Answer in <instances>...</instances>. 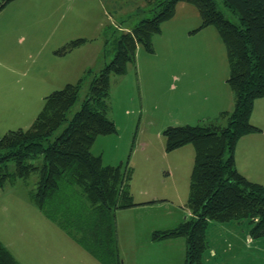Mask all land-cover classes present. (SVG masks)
Segmentation results:
<instances>
[{"label": "trees", "instance_id": "obj_1", "mask_svg": "<svg viewBox=\"0 0 264 264\" xmlns=\"http://www.w3.org/2000/svg\"><path fill=\"white\" fill-rule=\"evenodd\" d=\"M179 2L196 7L200 24L195 31L214 26L224 44L233 108L214 120L167 126L162 131L166 151L187 144L194 147L186 202L190 215L173 228L153 231L151 239L182 237L183 264H203L210 221H246L250 238L264 236V187L246 179L234 165L238 139L260 131L249 117L254 100L264 96V0H221L235 15L236 23L226 18L214 0H145L140 11L144 16L132 27L103 30L104 57L109 54L105 46L111 37L109 62L97 71H84L76 82L49 93L27 129L0 135V187L35 173L30 199L101 264L121 263L115 213L138 205L130 192V170L103 165L100 155L91 152L98 136L116 132L109 117L110 78L126 74L128 66L135 63L138 46L153 51V36L174 15ZM86 42L85 38L69 40L54 53L63 55ZM84 84L87 90L79 109L67 118ZM0 264H20L2 244Z\"/></svg>", "mask_w": 264, "mask_h": 264}, {"label": "rangeland", "instance_id": "obj_2", "mask_svg": "<svg viewBox=\"0 0 264 264\" xmlns=\"http://www.w3.org/2000/svg\"><path fill=\"white\" fill-rule=\"evenodd\" d=\"M3 1L0 0V4ZM214 1L227 19L238 22L235 15L222 6L221 0ZM184 5L197 15L195 22L198 23L193 26L199 25L196 7ZM144 7L145 0L4 1L0 8V135L18 128L27 129L49 93L66 83L76 82L81 73L71 75L65 71V65L79 62L84 69L97 71L109 62L113 51L108 34L109 43L105 49L109 54L105 59L101 54L97 56L104 43L103 30L132 27L140 16H144L140 12ZM169 23L164 24L161 36L153 38L152 54L145 52L142 46L138 47L137 68L132 64L123 77L111 76L109 117L116 132L98 136L91 147L94 155L101 154L103 165L130 170V192H134V199L140 198L138 190L165 198L162 204H153L145 210L139 220L133 216H127V219L118 217L120 262L128 253V228L138 232L159 225L163 222L164 210L189 213L186 202L193 155L187 156L183 148L166 151L162 135V131L175 120L173 95L182 96L183 89L187 90L179 87L173 91L170 75L166 76L170 74L167 69H170L172 41ZM208 29L217 32L214 26ZM193 35L184 33L171 42L180 44L177 50L180 55H191L188 59V68L194 67L191 84H197L195 74H211L212 77L221 72L224 79L228 65L225 46L218 33L212 39L205 30L201 43L195 42L196 36ZM75 38H85L87 42L63 55L54 53ZM184 46H188L185 52ZM192 47L197 49L195 53L190 50ZM60 66L61 74L58 69L55 71ZM86 90L87 84H84L78 100L67 112V118L79 109ZM8 165L13 169L11 163ZM36 180L34 173L0 188V238L15 241L20 248L16 250L25 257L27 264H101L30 201ZM248 229L246 221L209 224L210 245L207 249L223 247L211 259L213 262L205 264H264V236L248 240ZM225 236L227 242L221 244Z\"/></svg>", "mask_w": 264, "mask_h": 264}, {"label": "crops", "instance_id": "obj_3", "mask_svg": "<svg viewBox=\"0 0 264 264\" xmlns=\"http://www.w3.org/2000/svg\"><path fill=\"white\" fill-rule=\"evenodd\" d=\"M184 3L185 2H179L176 4L174 15L170 19L164 21L161 24L160 32L154 35L153 38L162 35L163 32L162 28L165 26L164 24L168 22H170L169 23L170 37L172 41H175L179 37L183 36L184 33L189 34L191 32L195 34L193 36H196L195 42L201 43L205 30H208V32L212 36V39H214V37H217L216 36L217 32L214 33L213 31H209L208 28L210 26L203 27L195 31V29H197L199 26L198 24L197 26H193L196 23H198L195 22L196 13L194 14L193 10L188 9L189 7H187V5H184ZM126 28H130V27H122L123 30H127ZM153 38H152V46H153ZM171 42H170V69H167L170 70V74H166V76L168 77L170 75V81H171L170 86L173 88V91L179 87L186 88L187 90L183 89L182 96H180L179 94L177 95L174 94L172 97V99L175 102L176 108H175V118H174L175 120L174 123H172V125L170 126H180L185 124H189V125L200 124L206 121L216 119L218 114L221 112L232 110L233 93L228 83L226 82L228 73L224 77V79L222 78L221 72L220 75H213L212 77L211 74L209 76L195 74L197 84L195 85L191 84L194 74V67L191 69L188 68L189 66L188 59L191 57V55L189 54H184L183 56L180 55L177 52L180 44L171 43ZM182 43L187 44V41H183ZM188 46L183 47L184 52L187 51ZM138 47L135 52L134 66L136 68H137L136 54ZM190 50H193L194 53L197 51V49L193 47ZM153 52H154V48L152 52H147V53L152 54ZM100 54L101 57L103 56V58L105 59L103 47L101 49V53L97 54V56ZM180 64H182L181 69L179 68ZM65 68H66L65 71L67 70L68 73L74 76L78 75L79 73H81L82 76L84 71L87 70L84 69L82 67V64L79 62H75L74 64L69 63L65 65ZM57 69L61 74L62 72L61 66L59 68H56L55 71ZM175 84H177V86ZM249 121L251 124L258 127L260 131L256 133L246 134L238 139L234 149V165L236 170L246 179L252 182L259 183L264 187V96L256 98L254 100ZM187 146H191V147H187ZM180 148H183L184 150L183 152H185L187 156H189L190 153L194 156V147L191 144L184 145ZM97 155H100L101 157V154H97ZM4 186L0 188H3ZM137 193L140 198H135V199L133 198V201L135 203H138V205L122 210H117L115 213V224L116 221L118 220V217L127 219V216H133L136 219L138 218L137 220H139V218L141 219V215H143V212H145V210L150 208L151 205L153 204L160 205L162 204V201L165 200V198H162V196L144 192V190L143 191L138 190ZM132 194L134 195L133 191ZM0 197L2 196L0 195ZM30 201L33 203L31 199ZM34 206L37 208L35 204ZM189 215L190 213L184 214V211L182 214L181 211L172 213L168 210H164V214L161 217L163 219V222L161 224L156 225L148 230H138V232L135 229L128 228L127 229L128 240L126 242L128 245V253H125L127 255H123L124 259L121 261L120 264H183L184 249H185L184 238L175 237V238L163 239L161 241H152L150 239V234L151 231L173 228L178 223L189 217ZM211 223H213V221H210L208 225ZM134 224L135 222H133L132 225ZM139 226H141V224ZM116 232L118 235L117 227H116ZM205 237L208 248V246L210 245V239L208 238L207 228H206ZM225 239L226 236L223 238V242H221V244L227 242ZM248 240H254V239L250 238L248 235ZM17 241L19 240L17 239ZM0 244H2L9 251V253L17 262H19L20 264H27L26 262H24L25 257H23V255L19 253L18 250H16L17 247L19 248V245L15 241L13 240L5 241L4 238L3 239L0 238ZM11 246L13 247V249ZM117 246H118V236H117ZM221 247L223 246L220 247L217 246L216 249H209V250L206 249L202 255L203 264H205V262L207 261L213 262L211 259L215 258L218 255L217 254L218 250Z\"/></svg>", "mask_w": 264, "mask_h": 264}]
</instances>
